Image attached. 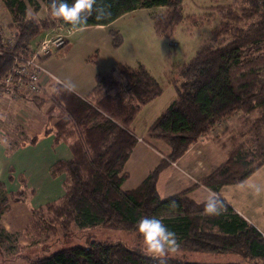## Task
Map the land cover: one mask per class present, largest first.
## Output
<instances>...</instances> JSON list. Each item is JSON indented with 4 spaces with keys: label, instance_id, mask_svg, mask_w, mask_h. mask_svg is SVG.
I'll return each instance as SVG.
<instances>
[{
    "label": "trees",
    "instance_id": "obj_1",
    "mask_svg": "<svg viewBox=\"0 0 264 264\" xmlns=\"http://www.w3.org/2000/svg\"><path fill=\"white\" fill-rule=\"evenodd\" d=\"M184 1L96 0L84 27L108 26L137 9L162 7L164 12L153 19V28L157 36L170 38L184 19L181 10ZM0 4L10 15V27L15 30L12 43L5 44L0 26L1 83L12 66V57L29 51L32 41L41 33L71 26L51 16L50 0H0ZM42 7L45 17L34 16ZM219 9L220 23L211 38L182 66L183 81H172L175 98L142 138L150 147L152 141L163 143L168 154L135 188L122 189L128 179L124 166L138 143L131 125L142 108L162 93L161 86L142 65L131 67L124 63L96 74L93 87L84 97L54 84L56 96L43 110L46 120L42 134L52 136L54 145H67L71 158L50 167L52 178L65 176L63 195L54 202L31 208L30 226L49 221L62 229L75 224L80 229L99 225L136 232L135 225L141 217L156 216L177 234L178 250L233 254L252 264H264V236L219 196L221 188L241 183L264 164V0H232L231 5ZM100 11L108 14L103 21L95 19ZM109 35L112 46L119 47L122 43L119 32L110 30ZM222 37H227L228 42L214 48L212 42L220 43L218 39ZM33 101L38 108L44 104L42 100ZM236 115L241 120L240 126L223 132V135L229 132L225 140L226 159L198 184L162 199L157 191L160 173L177 162L202 136L219 124L225 126ZM37 140L38 137H32L21 146L35 145ZM11 173L12 169L6 182L0 181V242L10 238L1 223V217L11 211L10 203H27L31 194L23 177L18 180L16 191L7 190V182L14 181ZM201 186L211 189L223 201L219 215H206L203 211L206 201L197 203L187 197ZM28 264H159V261L119 243L92 242L88 247L59 250ZM166 264L202 263L172 258L166 259Z\"/></svg>",
    "mask_w": 264,
    "mask_h": 264
},
{
    "label": "rangeland",
    "instance_id": "obj_2",
    "mask_svg": "<svg viewBox=\"0 0 264 264\" xmlns=\"http://www.w3.org/2000/svg\"><path fill=\"white\" fill-rule=\"evenodd\" d=\"M231 4L232 0H185L181 5L184 19L176 26L170 38L157 36L153 28V19L164 12V8L162 7L137 9L116 24L112 26L108 25L109 27L104 30L90 27L71 31L66 37L67 43L57 49H53L51 54L43 60L44 68L59 82L50 79L44 85V89H42L43 96L38 97V101H44V104H40L41 108H38L39 105H36L37 103L33 100L17 103L14 106L16 117L24 120L20 115H33L40 116L38 117L39 119L46 120L43 110L49 106L51 98L56 96V90L53 89L55 83L63 85L64 83L71 82L74 85L71 91L80 97H84V94L93 87L96 74L106 72L114 64L124 63L131 67L142 65L161 86L162 93L155 98L154 103H157V106L153 110L149 111L150 107L154 106V104L148 103L136 116L133 121L134 123L132 122L135 127L133 128L131 125V131L135 134L139 143L140 138L145 134L146 128L153 123L175 98L172 81L175 80L178 83L183 81V77L181 76L182 66L193 58L196 50L203 42L211 38L212 31L220 23L219 7L222 8ZM29 13L31 15L30 9ZM34 16L38 18L45 17L43 7ZM10 24V15L0 4V26L5 38H8L14 30L10 27ZM48 30L54 33L57 31V28H54V31ZM110 30L119 31L122 37V43L119 47L115 48L112 46L109 35ZM41 34L32 41L31 48L40 40ZM218 40H220V43L219 41L212 42L214 48L228 42L227 37H222ZM224 124L225 126L217 125L218 127L211 130L207 135L202 136L201 140L194 143L188 149L189 153L187 156L193 157L187 163L190 177L193 178L195 173L198 175L203 173V171H205V176H207L226 159L225 140L229 132H226L224 135L223 132L238 128L241 120L236 115ZM7 130V120H0V133H2V137L6 143V156L10 152L12 153L13 150H17L19 144L28 140H26L25 135L20 137L21 133H19V130L16 131L19 133V137L13 139ZM5 131L6 133H4ZM222 144L224 145L221 146ZM22 153L24 155L26 150ZM27 156L20 157L19 159L13 157L9 162L17 166L16 163L22 161L21 166L25 167L27 166L26 163L29 164L26 160ZM129 165H132V163L130 162ZM32 170L33 168L29 169L23 175L29 180L30 185L38 190L34 198L30 199L31 207L38 208L48 202L57 200L63 195L62 186L55 192L54 199L44 194L46 191L44 181L48 180V177L46 174L42 177L39 176L37 182L32 184ZM131 170L133 172V169ZM38 173L40 174V170H38ZM168 173L169 170L165 169L163 174L159 176L157 184L158 194L162 198L165 196L163 186ZM6 174L7 170H2L3 178ZM131 177L132 183L138 182L139 176L132 173ZM0 180L3 181L4 179ZM129 181L130 177L128 176L126 182L130 183ZM190 181L194 182V180ZM261 181H264V164L241 183L225 186L226 188L223 187L225 190L222 191V195L230 204L235 202H239L240 204L242 202L244 204L242 208L247 212L245 214L247 216L249 214L251 217L252 215L248 213V199L251 198L252 194L245 192L244 189L249 190L248 183ZM242 184L244 185L240 186ZM7 187L8 189L9 187L14 189L15 186L7 183ZM194 190L190 196L200 202L203 199L201 194L204 191L202 189ZM262 197L261 202L255 203L253 205L254 210H250V212L253 214L251 220L263 225L264 194ZM10 206L13 208L9 216L3 217L4 224L10 228L9 232H7L10 234V238L0 242V264H28L30 260L47 257L59 250L73 247H88L92 242L119 243L128 249L144 254L141 250V241L136 232L107 229L99 225L80 229L75 224L70 225L67 229H62L60 226L55 227L49 221H43L42 224L30 226L32 214L31 211L25 208L26 205L24 207L21 203L11 202ZM172 258L202 264H251L233 254L214 255L181 250L170 253L166 257V259Z\"/></svg>",
    "mask_w": 264,
    "mask_h": 264
},
{
    "label": "crops",
    "instance_id": "obj_3",
    "mask_svg": "<svg viewBox=\"0 0 264 264\" xmlns=\"http://www.w3.org/2000/svg\"><path fill=\"white\" fill-rule=\"evenodd\" d=\"M131 14H132V12L128 13V14H124L123 16L119 17L114 22H112L109 26L116 24L117 22H119L120 20H123L125 17H127ZM109 26H91V27H97L100 30H104V29H107ZM86 28H90V27H84L81 29H86ZM88 92L85 93L84 95L86 96L88 94ZM155 100L156 99H154L151 103H149V104H154V106L150 107L149 111L153 110L157 106V103H154ZM14 106L15 105H11L9 107H7V106H1L0 107V120H2V119L7 120V125H8L7 131L9 133V135L13 139H17V137H19L18 136L19 133H21L20 137L25 135L26 140L27 139L29 140L32 137H38V140H37L35 145H25V146L23 145V146H21V144H19V147L17 150H13L12 153L10 152V154L8 156H6L5 155L6 143H5L4 138L2 137V133H0V161H1V163H0V179H4L3 181L6 182L9 171L12 169L11 175L14 177V181L12 183L7 182L8 184L15 186L14 189H12V187H9V189H8V187H7V190L11 191V192H14L18 189V186H19L18 180L20 178L23 177L26 180L27 190L29 192L31 191V194H29V196H28L27 203H21V204H23L24 207L26 205L25 208L30 211L31 208H35V207L30 206V199L32 200L34 198V196L36 195L38 190L30 185L29 180H27L23 176L24 173H26V171H29V169L33 168L32 175H31V177H32L31 183L32 184L37 182V178L39 176L42 177L43 175L46 174L48 177V180L44 181V186L46 189L44 194H46L50 197H53L51 199H54L55 192L59 190L58 188H60L61 186L63 188V182L65 180V176L61 175V176H58L56 178H52L49 174V169L57 161L69 160L71 158V154H70V151H69L67 145H65L64 143H59V144L54 145L52 136H50V135L45 136L42 134V128H43L45 120H42L41 118L39 119L38 117H40V116H33V115H26V116L20 115V117L22 119H24V120H20L16 117V112H15L16 109H14L15 108ZM133 123H132V127L134 128L135 125H133ZM148 127L146 128L145 133H146ZM18 130L20 131L19 133L16 132ZM4 133H6V131ZM144 135H143V137H144ZM142 138H140V142L137 143L136 146L134 147L130 158L128 159L127 163L124 166V171L130 177V181H129L130 183H127L125 181L123 186H122V189H124V190H130L132 188H135L147 176L149 171H151L158 164L160 159L163 156H166L168 154L167 147L165 145H163L162 143H160L159 141H152L151 142L152 147H150L142 141ZM27 141H24V142L26 143ZM25 150H26V153H24V155H23L22 152H24ZM188 153H189V151H187L177 162L171 164L168 168H166L169 170V173L167 174V176L165 178V182H164V186H163V190L165 192L164 198H167L169 196H172L176 193H179L183 190H186V189L192 187L194 184L199 183V181L203 177H205V174H206L205 171H203V173H200L198 175H196V173H195L193 178L190 177V173H189L190 171L188 170L189 168L187 166V163H188V161L192 160L193 157L187 156ZM26 155H28L26 157V160L29 162V164L26 163L27 166H25V167L21 166L22 161H18L16 163L17 166H14V164H10V162H9L10 159H12L13 157H16V159H19L20 157H24ZM130 162L132 163V165H129ZM40 167H41V169H40ZM131 169H133V172ZM2 170H7V174L5 175L4 178L2 177ZM38 170H40V174L38 173ZM164 171H162L160 173V175H162ZM132 173H134L136 176H139L138 182H136V183L131 182ZM189 179L194 180V182L192 183ZM158 180H159V178H158ZM0 181H2V180H0ZM195 182H197V183H195ZM157 184H158V181H157ZM244 184H242L240 186H243ZM247 186H248L249 190L244 189V191L252 194L251 198L248 199L249 203L246 201L249 205L248 206L249 207L248 213H250V215L253 216V214L250 212V210L253 211L254 210L253 205L255 203L261 202V200L263 198L262 195L264 194V181L255 182V183H248ZM253 186H259L261 188V191L259 194H257L255 192ZM224 188H226V187H224ZM224 188H221L219 191V196L222 197L223 199H224V197L222 195V191L225 190ZM195 189L196 190L202 189L204 191L201 194V197H203V199L200 202L206 201L208 196H209L208 189L204 188L202 186L197 187ZM157 191H158V189H157ZM194 191L195 190L190 191L187 194V197L189 199L197 202V203H200L197 200H194L190 196ZM224 200H225L227 205H229L238 214H240L242 217H244L249 223H251L264 236V224L262 225L259 222H253L251 220L252 216L250 217L249 214H248V216L245 214L247 212H245L243 210L242 206L244 204L242 202L240 204H239V202H235V203L230 204L226 201V199H224ZM54 201H56V200H54ZM54 201H51V202H54ZM48 203H50V202H48ZM12 208L13 207L11 206V210H12ZM10 212H8L7 214H4L1 217V223H2L6 232H9L10 228L4 224L3 217L6 215L9 216ZM13 221H11V222H13Z\"/></svg>",
    "mask_w": 264,
    "mask_h": 264
},
{
    "label": "clouds",
    "instance_id": "obj_4",
    "mask_svg": "<svg viewBox=\"0 0 264 264\" xmlns=\"http://www.w3.org/2000/svg\"><path fill=\"white\" fill-rule=\"evenodd\" d=\"M96 0H50L48 5L50 14L63 24L70 25L72 31H76L86 26L89 17L93 13V5ZM108 14L100 11L95 16L97 21H103ZM65 89L71 90L74 85L71 82L62 85ZM257 194L260 193L259 186H253ZM209 196L204 204V213L209 216L220 214L223 201L217 194L208 189ZM175 207V201L172 202ZM135 230L141 241V250L159 264H166V257L179 248L177 234L156 216H143L136 225Z\"/></svg>",
    "mask_w": 264,
    "mask_h": 264
},
{
    "label": "built area",
    "instance_id": "obj_5",
    "mask_svg": "<svg viewBox=\"0 0 264 264\" xmlns=\"http://www.w3.org/2000/svg\"><path fill=\"white\" fill-rule=\"evenodd\" d=\"M56 28L57 31L54 33L47 30L41 34L40 40L29 51L12 57V66L0 83V107L38 99L43 96L42 89L50 79L59 82L44 68L43 60L51 54L53 49L67 42L66 37L72 30L65 26ZM53 29L51 30L54 31ZM14 35L15 30L8 38L3 35V42L10 45Z\"/></svg>",
    "mask_w": 264,
    "mask_h": 264
}]
</instances>
